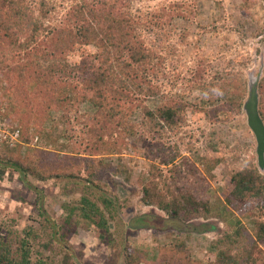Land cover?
<instances>
[{
    "label": "trees",
    "instance_id": "16d2710c",
    "mask_svg": "<svg viewBox=\"0 0 264 264\" xmlns=\"http://www.w3.org/2000/svg\"><path fill=\"white\" fill-rule=\"evenodd\" d=\"M130 5L129 0H71L63 20L55 22L48 20L52 8L46 0H0V94L7 98L14 119L22 125V139L30 142L42 134L54 112L67 117L82 103L95 108L93 123L84 128L89 138L71 143V151L63 154L64 161H50L60 171L45 174L48 167L46 172L40 171V162L49 151L41 153L35 148L21 156L20 145L0 150V161L22 174L41 180L64 175L80 182L76 183L83 187L80 197L63 205L65 224L77 223L75 216H79L109 230L119 203L118 196L106 194L104 174L111 163L104 158L122 153L128 142L123 133L129 138L136 134L138 125L130 120L136 112L151 126L171 130L183 127L189 107L193 112H203L211 122L231 120L243 113L247 80L241 73L224 70L207 75L201 59L191 69L189 79L191 88L204 94L199 105L181 93L167 94L157 102L169 56L156 43V37L150 40L145 32L155 25L166 42L168 24L175 16L187 17L190 5L187 0H169L145 16ZM77 53L80 58L71 61ZM258 88L264 119V76ZM148 98L156 101L154 106L148 104ZM192 149L188 146L189 152ZM180 152L179 143L167 146L157 138L151 141L147 152L151 169L142 184L141 200L173 219L209 218L213 203L207 192L208 177L200 175L198 164L201 162L211 174L222 159L212 154L197 164V159L188 155L177 160ZM160 163L168 165V172L161 170ZM229 182L223 190L221 210L232 213L235 219L231 229L211 243L217 260L210 264H264V173L252 161L235 171ZM242 218L252 220L250 226ZM15 223L0 224V264H55L35 251L32 240L38 233L34 228L20 229ZM180 246L169 253L165 264H191Z\"/></svg>",
    "mask_w": 264,
    "mask_h": 264
},
{
    "label": "rangeland",
    "instance_id": "374dc122",
    "mask_svg": "<svg viewBox=\"0 0 264 264\" xmlns=\"http://www.w3.org/2000/svg\"><path fill=\"white\" fill-rule=\"evenodd\" d=\"M46 1L52 8L48 20L62 21L71 0ZM129 1L134 12L141 11L145 16L169 0ZM187 2L190 5L187 17L172 18L166 42L159 37L155 25L145 32L150 40L156 37V43L162 45L169 56L167 76L160 82L163 89L157 102L167 94L181 93L190 103L200 104L204 94L192 89L189 81L191 69L199 59L204 60L207 75L224 70L229 74L241 73L242 79L248 82L250 74L256 75L263 65L261 78L264 76V0ZM78 53L70 60L80 58ZM147 101L154 106L155 100L148 98ZM192 109L188 108L187 121L177 130L160 125L153 127L143 121L138 112L130 117L131 122L138 125L136 134L129 138L123 133L122 137L128 142L122 153L104 158L111 163L104 174L106 194L118 196L119 203L115 218L110 219L109 230L99 229L79 216H75L79 219L77 223L65 224L67 212L63 205L80 197L83 187L76 184L79 181L64 175L41 180L32 174H22L5 161H0V224L15 220L20 229L32 226L38 233L32 240L35 251L55 264H165L177 244L190 256L191 264L216 262V252L210 245L231 229V221L235 219L232 213L221 210L223 190L230 186V177L235 171L252 161L258 166L257 142L244 111L231 120L211 122L203 112ZM94 113L95 108L89 103L72 108L67 117L54 112L43 133L26 142L22 139V125L13 117V107L0 94L1 119L10 131L6 138L0 133V150L20 145L21 156L35 148L42 150L41 153L49 151L44 154L39 169L46 172L48 167L50 170L45 174L55 173L60 168L55 169L50 161L63 160V154L71 151V143L79 144L89 138L84 128L93 123ZM67 128L70 133H66ZM15 130H19L16 139L11 135ZM152 135L167 146L179 143L181 156L177 160L188 155L197 159L198 164L203 156L221 157L222 161L211 174L205 172L201 162L198 164L202 170L200 175L205 173L208 177L207 192L213 203L211 217L189 221L173 219L156 206L143 203L142 184L149 177L152 161L147 152L155 139ZM188 146H192L193 152L188 151ZM155 162L159 164V160ZM160 168L168 172V165L160 163ZM242 220L249 226L252 221Z\"/></svg>",
    "mask_w": 264,
    "mask_h": 264
},
{
    "label": "water",
    "instance_id": "95a60500",
    "mask_svg": "<svg viewBox=\"0 0 264 264\" xmlns=\"http://www.w3.org/2000/svg\"><path fill=\"white\" fill-rule=\"evenodd\" d=\"M263 65L256 75L250 74L248 81V95L243 103L247 125L255 135L257 146V164L260 171H264V119L260 112V94L258 84L262 76Z\"/></svg>",
    "mask_w": 264,
    "mask_h": 264
},
{
    "label": "built area",
    "instance_id": "2783aa9c",
    "mask_svg": "<svg viewBox=\"0 0 264 264\" xmlns=\"http://www.w3.org/2000/svg\"><path fill=\"white\" fill-rule=\"evenodd\" d=\"M0 133L6 138V135L10 133V131L8 130L7 124L5 122V120L3 121L1 119V114H0ZM12 137L14 139L17 138V136L19 135V130H15L13 134H11Z\"/></svg>",
    "mask_w": 264,
    "mask_h": 264
}]
</instances>
